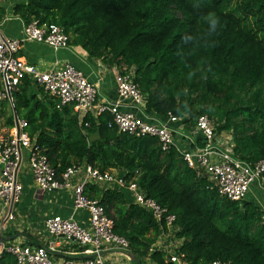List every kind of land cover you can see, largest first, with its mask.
<instances>
[{"label":"trees","instance_id":"16d2710c","mask_svg":"<svg viewBox=\"0 0 264 264\" xmlns=\"http://www.w3.org/2000/svg\"><path fill=\"white\" fill-rule=\"evenodd\" d=\"M11 14L24 25L59 26L69 46L128 73L144 95L145 112L177 117L174 127L187 131L206 115L216 134L230 132L236 159L253 165L264 158V0H23ZM4 16L0 4V22ZM11 97V106L0 104L5 127L13 126V113L24 119L33 146L58 176L72 165L115 169L165 210L158 221L126 189L85 186L138 264L143 257L172 264L155 249L161 233L185 264H264V210L220 198L175 146L163 150L154 137L118 132L107 112L80 122L73 105L57 108L28 78ZM0 264L17 263L2 252Z\"/></svg>","mask_w":264,"mask_h":264},{"label":"built area","instance_id":"2783aa9c","mask_svg":"<svg viewBox=\"0 0 264 264\" xmlns=\"http://www.w3.org/2000/svg\"><path fill=\"white\" fill-rule=\"evenodd\" d=\"M24 41L45 44L53 51L69 46L68 37L54 24L39 25L37 21H31L23 25L20 37L8 38L0 33V101H6L11 106L12 91L23 78H28L56 102L57 108L73 105L80 122L88 113L96 116L107 112L118 132L135 137H154L163 150L175 146L186 166L197 177L205 178L209 183L207 188L214 189L222 199L241 202L252 184L264 178V158L253 165L236 159L232 152L231 138L220 143L217 138L221 133L216 134L208 116H199L187 131L182 125L174 127L179 122L177 117L167 114L165 119H161L145 112L144 95L128 73L114 76L115 100L98 102L95 83L74 65L66 62L39 71L19 57L18 51ZM25 128V120L16 116L15 121L13 113V126L9 133L0 136V254H11L17 264H109L102 257L106 248L113 246L127 251L128 242L114 234L112 220L105 215L103 207L97 200L84 194L88 183L126 189L135 204L151 213L156 220L162 218L165 210L154 200L144 197L135 183L126 180L124 176L110 171L101 173L89 165H72L58 176L46 157L33 146ZM179 139L183 142L180 143ZM23 151L33 182L39 190H70L74 209L88 212L87 226L79 225L72 217L49 215L43 220V228L54 240H49L46 245L3 240L5 223L14 219V209L22 194L18 176L24 158ZM173 220V215L165 216V225L169 229ZM159 235L160 241L167 240L169 245L160 247L162 243L157 241L160 242L157 249L167 251L172 264H185L181 260L182 254L173 252L174 244L170 238L163 233ZM57 239L74 245L77 252H69L74 258H54L59 251ZM209 264L230 262L215 260Z\"/></svg>","mask_w":264,"mask_h":264},{"label":"crops","instance_id":"0c3cea01","mask_svg":"<svg viewBox=\"0 0 264 264\" xmlns=\"http://www.w3.org/2000/svg\"><path fill=\"white\" fill-rule=\"evenodd\" d=\"M17 1L23 0H0V4L5 9V16L0 22V33L8 38L20 37L22 35L24 24L20 19L13 17L11 14L12 5ZM18 56L27 63L34 65L39 71H45L68 62L80 69L91 82L95 83L98 102H112L115 100V68L106 66L99 59L89 57L86 52L78 47L68 46L66 49L53 51L45 44L24 41L20 45ZM225 138L228 137H224L221 133L217 139L220 143H225L227 141ZM179 141L180 143L183 142L182 139H179ZM109 171L112 174L119 173L115 169ZM18 180L22 184V194L14 209V219L5 223L6 230L4 233L5 236H16L15 239L11 240L13 243L46 245L49 240H54L43 228V220L49 215L72 217L79 225L87 226L88 212L83 209H74L70 190H39L34 184L28 169L27 157L26 161L23 164L21 163ZM245 201L252 202L264 210V178L252 184L246 194ZM30 242L33 244H30ZM160 242H156V249ZM161 243L160 247H164L165 244L169 245L167 240ZM56 246H58L59 251L54 255V258L75 257L69 255V252H77L73 244H67L63 239H57ZM127 252H130L129 249ZM102 257L109 264H136V261L128 258L124 255L123 251L113 246L106 248ZM139 263L154 264L146 257L140 258Z\"/></svg>","mask_w":264,"mask_h":264},{"label":"rangeland","instance_id":"374dc122","mask_svg":"<svg viewBox=\"0 0 264 264\" xmlns=\"http://www.w3.org/2000/svg\"><path fill=\"white\" fill-rule=\"evenodd\" d=\"M114 68H115V74L114 75L116 76V75L120 74V69L121 68L119 69L118 67H115V66H114ZM2 102L3 101H0V104ZM9 130H10V128H6L5 127L4 118H0V136L9 133ZM222 134L224 135V137H231L230 132L223 131ZM225 140H228V138H225ZM23 154H24V158H23L22 164L26 161L25 151H23ZM244 201H245V199L242 202H244ZM157 241H160V239H158Z\"/></svg>","mask_w":264,"mask_h":264},{"label":"water","instance_id":"95a60500","mask_svg":"<svg viewBox=\"0 0 264 264\" xmlns=\"http://www.w3.org/2000/svg\"><path fill=\"white\" fill-rule=\"evenodd\" d=\"M14 118H15V121H16V115L14 114ZM97 137V132H95L92 136H91V139H93V138H96ZM15 235L14 236H5V237H3V240L4 241H11V240H13V239H15ZM123 253H124V255H126L128 258H131L133 261H136V258L129 252H127V251H123ZM136 264H138L137 262H136Z\"/></svg>","mask_w":264,"mask_h":264},{"label":"clouds","instance_id":"9594fccd","mask_svg":"<svg viewBox=\"0 0 264 264\" xmlns=\"http://www.w3.org/2000/svg\"><path fill=\"white\" fill-rule=\"evenodd\" d=\"M213 24H215V21H213Z\"/></svg>","mask_w":264,"mask_h":264}]
</instances>
